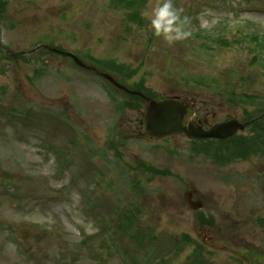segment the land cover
<instances>
[{"label":"rangeland","instance_id":"obj_1","mask_svg":"<svg viewBox=\"0 0 264 264\" xmlns=\"http://www.w3.org/2000/svg\"><path fill=\"white\" fill-rule=\"evenodd\" d=\"M8 11L5 12L4 28L6 30L5 40L12 46L14 50H26L33 47L40 36L43 34H51L55 46H63L72 51V49H80L82 51H90L95 54H100V57H113L116 60L132 64L134 67L139 68L137 78H144L146 85L150 86L158 94H171V95H186L190 94L195 97L205 96V99L210 95V91H206L203 85H198L195 88L186 86L177 80L180 79L183 69L193 71L197 75H214L219 70H224L226 66L232 61L230 60L229 53L218 51L214 56H206V52L202 51L197 56H194L188 49L189 41L187 39L177 41L171 45L165 43L162 37L151 41L148 39V33L152 28L149 24L144 31H141L143 39L135 45H117L112 43V37L115 33H122L121 26L118 23V15L108 7V0H9ZM223 0H173L178 9L182 11H191L192 17L202 16V25H210L209 28L218 29L219 24L224 19V13H228L229 9L226 8V1L222 4ZM241 1V0H240ZM179 5V6H178ZM155 6V0H150L147 7L145 16L150 17L152 8ZM198 7V13H194L190 8ZM207 11V15L206 14ZM112 13L117 15V18ZM148 14V15H147ZM210 14V15H209ZM211 16V17H210ZM252 18H257L264 22V15L258 16L257 14L250 15ZM14 28L11 29V25ZM193 27V25H192ZM117 33V34H118ZM32 53H29V56ZM55 60L56 63L67 64L72 66L70 59H65L62 56H56L52 53H39ZM243 58H247L242 53ZM4 63V64H3ZM6 66L4 71H0V144L4 146H11L17 141L20 133L31 134L36 137L34 131L28 128V125H22L16 122H6V118L2 117V107L7 106L10 102H15L22 105L20 100L24 97L28 101L38 102L47 107L55 105H69L71 102L66 100V95L70 94L71 98H78L79 91L82 89V83L88 79V75L79 73L77 71L68 70V76L65 79L60 78L57 83V77L50 75L43 79L44 75L38 79L34 74L33 63L24 62L23 59L0 60L1 65ZM1 68V67H0ZM73 68V66H72ZM81 71L77 68H73ZM89 74V73H88ZM91 75V74H90ZM43 79V80H42ZM42 82V85H41ZM4 90V92H2ZM17 91L19 95H17ZM4 94V95H3ZM204 99V98H203ZM209 102H213L210 100ZM56 107V108H61ZM206 105L203 106V108ZM106 113L100 114L101 116L94 118L91 123L87 121H80L74 116L77 124L83 126L87 135L94 142L93 138L103 140L109 126V114L104 107ZM138 113H132L129 117V125L135 127L139 119ZM88 116L84 113V117ZM39 118V116H38ZM10 119V118H9ZM78 120V121H77ZM55 123L54 128H59L62 125L53 120ZM6 124V125H5ZM19 124L20 126H17ZM5 125V126H3ZM95 125L98 131L95 130ZM17 126V127H16ZM59 133L65 135L66 131L58 129ZM57 134V133H56ZM45 137L46 135L43 134ZM148 145L157 144L159 146L161 140L146 139ZM181 143V137H174L173 141L169 144L172 146L174 143ZM146 144V145H147ZM137 146V145H136ZM161 146H163L161 144ZM76 158L81 159L71 165L80 164V167H74V170H69L65 173V177H77V183L84 182L86 174H91L94 168H100L98 165L86 164L88 160V153L90 149L81 145H75ZM24 144L19 143L18 152L24 153ZM37 148L31 149L30 153H26L29 158V163H14L6 165L5 168L11 169L15 173L18 172L17 180L23 183L26 190L32 192L34 188H42V192L55 190L58 193L60 201L66 202L62 208L69 219L72 214L79 218V202H77V190L72 192L66 189L58 190L52 187L50 177L54 180H59L57 174L59 172L54 169V174H51L49 168H40V158L36 156ZM151 150H154L152 152ZM142 148V154L145 158L153 161L155 164L162 168H166L171 172H178L182 178H192L197 180L203 191L207 194L211 192L215 194V200L221 204V208L225 210L222 216V222L217 223L213 228L206 231V227L197 225L191 216L185 213L184 204L181 206V195L183 196V186L175 180L174 177L166 179H156L150 186L153 187L155 192L152 196H147L146 208L151 210L152 217L158 225L162 233L168 237L170 231L180 233L183 231L191 232L197 239H204L206 241V234H208L212 241L207 243V248L210 251V256L206 258L208 264H254L251 253L239 254L237 251L241 248L248 250L258 248L264 249V201L261 200L256 194L252 195L244 191V186H237L235 181L228 187L226 182L219 185L213 179V175L209 173V166H206V176L196 177L199 170H187L186 164L179 158L170 156L171 154L165 149L160 147H152V149ZM131 159L137 160L140 154L129 153ZM5 157L7 151L4 150ZM45 157V155H44ZM259 160H264L259 158ZM7 163V161H6ZM250 167H255V163H244L240 166V171L249 170ZM101 169V168H100ZM253 172L252 170H249ZM32 176L35 178L32 179ZM74 188L77 186L74 184ZM233 192L234 200L227 204L226 201L232 198ZM239 196L240 205L237 204L236 198ZM22 205L26 204V200L20 202ZM55 203H50V206ZM1 211H8L10 218L15 220L14 227L16 230L20 229V236L25 238L27 235L35 236L38 234L40 227L28 229L25 224L24 214H18L6 208V205L0 207ZM234 212V213H232ZM237 213V214H236ZM5 215V214H4ZM32 218H40V222H44L42 213L34 209L30 213ZM88 219L83 216V221ZM4 223H8L7 218H3ZM144 222V221H143ZM196 227V228H195ZM84 226L81 224L77 226L72 224L71 236L67 235L68 241L73 246L74 237L79 236V231L83 230ZM164 231L166 233H164ZM82 235V231H81ZM36 237V236H35ZM83 237V236H82ZM32 239L20 240L16 247V254L18 255L19 246L22 248L23 254L31 247L30 242ZM48 242V240H47ZM124 244L129 245L125 240ZM43 244L41 248H45ZM76 251L79 249L73 247ZM19 256V255H18ZM247 256H250L248 258Z\"/></svg>","mask_w":264,"mask_h":264},{"label":"clouds","instance_id":"obj_2","mask_svg":"<svg viewBox=\"0 0 264 264\" xmlns=\"http://www.w3.org/2000/svg\"><path fill=\"white\" fill-rule=\"evenodd\" d=\"M182 9L175 7L173 0H155L149 17L150 25L156 37L162 39L169 45L177 41H183L192 35L187 27L190 20L187 16L181 17ZM83 224L85 233L88 235L98 231L91 221H78Z\"/></svg>","mask_w":264,"mask_h":264}]
</instances>
